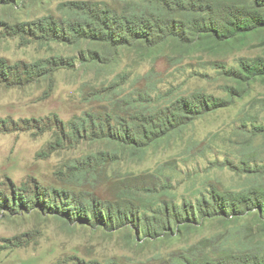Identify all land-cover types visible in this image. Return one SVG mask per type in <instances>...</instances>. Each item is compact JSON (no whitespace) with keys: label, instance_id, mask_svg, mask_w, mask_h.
Here are the masks:
<instances>
[{"label":"rangeland","instance_id":"rangeland-1","mask_svg":"<svg viewBox=\"0 0 264 264\" xmlns=\"http://www.w3.org/2000/svg\"><path fill=\"white\" fill-rule=\"evenodd\" d=\"M82 2L132 15L145 6L144 0H0V59L7 67L22 73V64L53 57L75 64L53 75L52 92L45 78L22 87L0 82V264H185L186 257L234 263L245 256L264 261V215L255 208L214 217L195 212L171 230L154 231L165 207L194 211L213 188L264 193V79L245 85L227 72L242 61L264 59V30L232 48L188 52L170 42L151 51L78 42L70 34L67 42L53 41L36 29L49 19H75L72 5ZM94 53L104 55L101 62H92ZM196 93L230 104L193 120L142 160L126 156L94 186L70 180L74 161L109 150V144L62 145V123L101 108L113 116L136 114ZM140 94L151 102H139ZM84 192L110 204L112 220L102 205L97 218H103L96 221L90 211L88 225L36 205L59 208L61 195Z\"/></svg>","mask_w":264,"mask_h":264},{"label":"trees","instance_id":"trees-1","mask_svg":"<svg viewBox=\"0 0 264 264\" xmlns=\"http://www.w3.org/2000/svg\"><path fill=\"white\" fill-rule=\"evenodd\" d=\"M144 4L138 14L132 15L120 14L107 4L76 3L72 5L75 19L59 22L49 19L47 26L41 22L36 29L53 41L67 42L69 40L65 39L70 34L78 42L89 39L94 44L110 46L112 49L141 45L151 51L170 42L188 52L196 49L216 52L229 46L232 48L253 32L264 30V0H144ZM94 56L92 62H101L104 57L98 53H94ZM22 66L23 71L20 73L18 66L7 67V63L0 59V69L5 71L0 72V75L3 73L0 82L8 87H22L45 78L52 92L53 75L63 68H75V64L65 57L48 58L30 65L24 63ZM227 72L237 82L250 85L258 79H264V59L242 61L239 69ZM239 92L245 94V91ZM234 93L237 92H232V97ZM138 99L141 103L150 101L142 94ZM229 104V101L196 93L180 97L165 106L140 109L136 114L113 116V112L101 108V112L75 117L68 126L62 123L65 134L61 137L60 144L67 143V147H74L81 141H108L110 150L85 155L74 161L69 167L70 180L81 185L90 183L94 186L100 183L99 176L106 174L108 167L126 159V156L131 160H142L151 148L182 134L193 120L206 113L226 108ZM91 197L86 192L80 195L64 194L58 199L61 203L59 208L57 203L46 205L45 202H37L36 205L52 215H65L68 219L74 215L85 225L89 224L90 211L97 214L96 221L103 218L102 214L97 218V207L102 205L103 213L107 212L108 219L112 220L114 211L111 205L98 203ZM254 208L264 215L263 192L249 189L241 193H229L213 188L209 197L204 196L199 200L194 211H189L186 207L183 210L165 207L160 213L154 212L163 216L155 219L154 231L159 233L171 230L173 223L181 225L186 219L195 217V212L200 217H214L220 214L237 215ZM119 215L122 216L120 212ZM148 234L153 235L151 232ZM184 262L264 264V261L248 256L240 257L234 263H228L226 259L197 262L187 257Z\"/></svg>","mask_w":264,"mask_h":264}]
</instances>
